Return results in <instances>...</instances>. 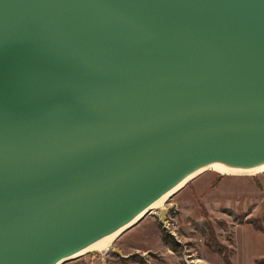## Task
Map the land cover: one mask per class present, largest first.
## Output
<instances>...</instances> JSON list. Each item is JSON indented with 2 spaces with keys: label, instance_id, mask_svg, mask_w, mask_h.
Returning <instances> with one entry per match:
<instances>
[{
  "label": "water",
  "instance_id": "water-1",
  "mask_svg": "<svg viewBox=\"0 0 264 264\" xmlns=\"http://www.w3.org/2000/svg\"><path fill=\"white\" fill-rule=\"evenodd\" d=\"M214 163L264 164V0H0V264H59Z\"/></svg>",
  "mask_w": 264,
  "mask_h": 264
},
{
  "label": "rangeland",
  "instance_id": "rangeland-1",
  "mask_svg": "<svg viewBox=\"0 0 264 264\" xmlns=\"http://www.w3.org/2000/svg\"><path fill=\"white\" fill-rule=\"evenodd\" d=\"M219 251L232 264L264 258V173H203L119 236L107 253L88 252L63 264H226Z\"/></svg>",
  "mask_w": 264,
  "mask_h": 264
},
{
  "label": "bare ground",
  "instance_id": "bare-ground-1",
  "mask_svg": "<svg viewBox=\"0 0 264 264\" xmlns=\"http://www.w3.org/2000/svg\"><path fill=\"white\" fill-rule=\"evenodd\" d=\"M207 172H215L222 176H233V175H256L259 173H264V164L253 167V168H234L223 163H214L209 166L203 167L185 177L175 186L171 187L168 191H166L162 196H160L157 200H155L150 206H148L145 210L135 216L131 221H129L125 226L122 228L115 230L112 233L104 236L103 238L97 240L93 244L87 246L86 248L74 253L73 255L69 256L65 260H63L59 264H63L68 260L77 259L88 252H100V253H107L116 239L119 236L123 235L127 230L133 228L137 225L140 221H142L145 216L152 212L154 209H160L163 207L164 203L179 193L190 181L195 179L196 177L200 176L203 173Z\"/></svg>",
  "mask_w": 264,
  "mask_h": 264
},
{
  "label": "trees",
  "instance_id": "trees-1",
  "mask_svg": "<svg viewBox=\"0 0 264 264\" xmlns=\"http://www.w3.org/2000/svg\"><path fill=\"white\" fill-rule=\"evenodd\" d=\"M258 230H262V226H260L259 224H255L254 225ZM210 229H211V231L213 232V229L211 228V227H209ZM165 241L167 242V243H171V244H173L174 242V240H173V237L171 236V235H167L165 238ZM177 244V243H176ZM175 244V245H176ZM219 253L220 254H223V252H221V251H219ZM223 259H224V261H225V263L226 264H232L231 263V261H230V259H229V257L227 256V255H225V254H223ZM256 263L257 264H264V258H261V259H257V261H256Z\"/></svg>",
  "mask_w": 264,
  "mask_h": 264
}]
</instances>
